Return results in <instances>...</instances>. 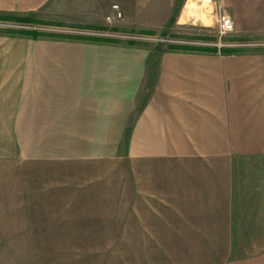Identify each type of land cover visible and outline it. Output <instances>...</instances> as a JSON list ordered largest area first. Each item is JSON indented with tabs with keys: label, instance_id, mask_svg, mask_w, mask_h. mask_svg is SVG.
Instances as JSON below:
<instances>
[{
	"label": "crops",
	"instance_id": "0c3cea01",
	"mask_svg": "<svg viewBox=\"0 0 264 264\" xmlns=\"http://www.w3.org/2000/svg\"><path fill=\"white\" fill-rule=\"evenodd\" d=\"M188 1L76 0L72 21L155 34ZM213 5L233 42L264 45V0ZM95 39L0 33V264H89L58 258L57 223L95 208L116 264H264V199L240 197L237 152L222 150L264 143V51Z\"/></svg>",
	"mask_w": 264,
	"mask_h": 264
},
{
	"label": "rangeland",
	"instance_id": "374dc122",
	"mask_svg": "<svg viewBox=\"0 0 264 264\" xmlns=\"http://www.w3.org/2000/svg\"><path fill=\"white\" fill-rule=\"evenodd\" d=\"M72 1L75 2L76 0H50L39 11L25 14L0 11V33L28 35L29 32H34L45 38L57 39L60 37V39H69L79 38L80 36L95 38L94 35H87L86 33L88 31H98V33L110 34V36L99 35L103 38L115 39L121 43L129 41L126 38L112 37L111 34L115 32L112 30L90 29L74 23L72 21L75 17L73 10L75 12L76 7ZM78 1L80 2V0ZM214 1L217 2V0H189L181 15L180 13L175 15L167 28L160 33L142 34L121 31L115 33L117 35L139 34L148 36L150 37L149 40L139 41L137 44H142L149 49H156L158 52L172 50L171 47L173 46L184 50H191L194 47H209L216 48L219 51L223 48L264 51V45L261 47L250 46L253 44L251 42H244L242 43L243 46H223L220 48L212 46L218 40L223 44H237L233 42L235 37L232 33L220 36L218 29L219 11L214 9ZM113 4L116 3L111 2L110 7ZM109 14L110 10L104 15L103 19ZM16 15L29 16L30 20L23 22L11 19ZM114 22L117 21L108 23ZM222 150L225 153L237 152L238 169L243 176L240 178L241 188L243 189L240 197L264 199V143L222 144ZM247 184H250V186ZM101 215V208L98 211L95 208L94 219L82 222H58V258L63 260V258L67 259L70 256L79 255L88 258L89 264H107L108 260L116 264L118 261L114 253L117 254L118 252L119 239L117 237L105 238L101 236L103 230V224L100 220Z\"/></svg>",
	"mask_w": 264,
	"mask_h": 264
},
{
	"label": "built area",
	"instance_id": "2783aa9c",
	"mask_svg": "<svg viewBox=\"0 0 264 264\" xmlns=\"http://www.w3.org/2000/svg\"><path fill=\"white\" fill-rule=\"evenodd\" d=\"M122 19V13L119 10L118 5L113 4L110 7V14L105 17V20L107 22H112V21H118ZM218 29H219V34L220 36L225 35V34H230L233 32V22L228 14H220L218 17ZM87 35H94L93 37L97 38V36L102 35V36H110L108 33H98V31H88L86 33ZM112 37L115 38H123L127 39L129 41L133 42H139V41H144V40H149L150 37L145 36V35H139V34H124V35H117L115 32L111 34ZM102 36H99L98 38H103ZM238 44H223L218 40L216 43H213L212 46L214 47H223V46H237ZM241 45V44H239Z\"/></svg>",
	"mask_w": 264,
	"mask_h": 264
},
{
	"label": "trees",
	"instance_id": "16d2710c",
	"mask_svg": "<svg viewBox=\"0 0 264 264\" xmlns=\"http://www.w3.org/2000/svg\"><path fill=\"white\" fill-rule=\"evenodd\" d=\"M30 17L29 16H19V15H16V16H13V17H11V19H13V20H17V21H23V22H27L28 20H30L29 19ZM30 33V35H32V36H38V34H36V33H34V32H29ZM28 33V34H29ZM79 38H81V39H95V38H91V37H86V36H80ZM102 39V38H101ZM95 40H97V39H95ZM99 40V39H98ZM102 40H109V41H111V39H108V38H103ZM172 48V50L173 49H179L178 47H171ZM182 48V47H181ZM179 50H184V49H179ZM191 50H196V51H218V49H216V48H209V47H194V48H192ZM219 52H221L222 54H228V53H230L231 52V50H229V49H221Z\"/></svg>",
	"mask_w": 264,
	"mask_h": 264
}]
</instances>
